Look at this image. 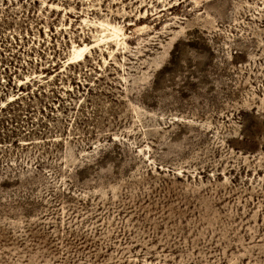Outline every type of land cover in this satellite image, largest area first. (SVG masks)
Returning <instances> with one entry per match:
<instances>
[{
    "label": "rangeland",
    "instance_id": "1",
    "mask_svg": "<svg viewBox=\"0 0 264 264\" xmlns=\"http://www.w3.org/2000/svg\"><path fill=\"white\" fill-rule=\"evenodd\" d=\"M0 264H264V0H0Z\"/></svg>",
    "mask_w": 264,
    "mask_h": 264
},
{
    "label": "bare ground",
    "instance_id": "2",
    "mask_svg": "<svg viewBox=\"0 0 264 264\" xmlns=\"http://www.w3.org/2000/svg\"><path fill=\"white\" fill-rule=\"evenodd\" d=\"M88 49H89V45L74 46L72 56L69 58L70 61L72 62L75 60H82Z\"/></svg>",
    "mask_w": 264,
    "mask_h": 264
}]
</instances>
